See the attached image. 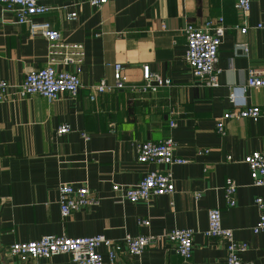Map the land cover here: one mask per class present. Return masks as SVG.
<instances>
[{"label": "crops", "instance_id": "obj_1", "mask_svg": "<svg viewBox=\"0 0 264 264\" xmlns=\"http://www.w3.org/2000/svg\"><path fill=\"white\" fill-rule=\"evenodd\" d=\"M39 1L53 8L39 19L59 29L63 43L82 46L85 85L113 82L116 63L124 64L132 83L142 81V66L149 64L172 84L143 95L115 90L95 101L84 90L56 101L34 94L0 102V264H78L69 254L22 262L9 253L13 243L47 234H104L119 240L176 228L196 231L190 261L164 239L139 256L125 255L119 264H228L225 244L205 235L213 208L221 209L223 225L235 238L249 244L243 260L264 264V230L253 232L260 214L255 199L264 197V187L253 184L245 160L253 151H264V120H227L225 134L216 126L235 105H264V88L242 89L250 68L264 73V0L252 2L247 18L233 0H109L99 9L87 0ZM72 12L78 13L75 19L68 16ZM220 17L227 31L219 49V84L210 87L186 62L185 28ZM245 24L246 33L236 29ZM55 59V67L65 69L64 53ZM50 60L49 41L0 7V81L21 83ZM63 124L71 131L58 135ZM169 137L177 142L176 155L188 163L138 161L139 142ZM155 169L172 172L174 193L132 203L113 192L114 184L133 185ZM227 178L238 185L235 206L225 198ZM65 183L87 185L99 205L63 216L59 193ZM143 220L150 224L142 225ZM100 252L109 264L106 247Z\"/></svg>", "mask_w": 264, "mask_h": 264}, {"label": "built area", "instance_id": "obj_2", "mask_svg": "<svg viewBox=\"0 0 264 264\" xmlns=\"http://www.w3.org/2000/svg\"><path fill=\"white\" fill-rule=\"evenodd\" d=\"M90 5L99 9L109 0H87ZM235 7L248 17L252 2L254 0H233ZM0 7L13 13L15 21L27 25L31 34H41L50 43V63L39 69L27 73L24 80L18 84H11L5 80L0 81V102L13 99H23L30 95L38 94L49 101H56L61 95L69 94L77 97L81 91L88 90L89 97L95 101L98 95L124 90L130 94L143 95L146 93H157L162 88L171 86L172 81L161 74L152 71L149 64L142 66V81L132 83L123 72L124 64L114 65V81L105 79L92 85H85L81 80L82 64L84 63V52L80 45H67L62 42V33L50 22L40 20L42 16L51 12L50 5L41 3L39 0H0ZM77 12L68 16L70 19L77 17ZM248 25L236 27L242 33L248 31ZM227 26L224 18L220 17L218 22L206 21L202 26L189 24L185 28L187 36L186 62L194 75L203 80L210 87H216L221 69L218 67L219 49L223 43ZM244 50L248 48L244 45ZM64 53L63 63L67 67L60 70L55 67V55ZM264 88V73L256 68L249 69L248 79L242 86L244 92L250 89ZM230 100H234L232 94ZM252 119L254 121L264 120L263 106H234L232 110L226 111L217 120V131L226 133V121L231 119ZM176 126V122H172ZM71 131L69 124L58 127L57 134L63 135ZM86 138L87 135L84 134ZM177 142L172 137L159 141H141L137 144L138 161L141 163H153L156 165L186 164L188 159L176 155ZM231 159V157H228ZM246 163L250 168L253 184L264 187V151H253L246 157ZM113 192L121 195L126 200L137 203L147 201L153 196L172 194L175 192V179L171 171L155 169L150 170L133 185L114 184ZM237 183L227 178L224 192L227 204H237ZM59 205L63 216H69L87 206H97L100 201L87 185L74 186L70 183L62 184L60 187ZM196 199L201 197V192H195ZM255 204L259 209V219L253 226V232L258 234L264 230V197L257 196ZM142 225H149V220L141 221ZM196 231L191 228H176L165 235H126L119 240H112L104 234L70 237L67 235L47 234L37 240L28 242H15L9 247V253L22 262L48 259L60 254H69L73 261L78 264H105L104 256L100 252L101 247H106L109 264H119L125 255L139 256L149 246L158 244L161 240H167L175 251L186 261L193 256L194 236ZM205 235L222 241L227 251L228 264H249L242 258V254L249 248L245 241L235 238L232 229L223 225L222 211L213 208L208 213V228Z\"/></svg>", "mask_w": 264, "mask_h": 264}]
</instances>
